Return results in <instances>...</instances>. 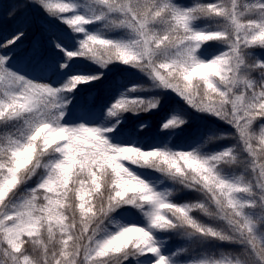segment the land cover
<instances>
[{"label":"snow or ice","instance_id":"1","mask_svg":"<svg viewBox=\"0 0 264 264\" xmlns=\"http://www.w3.org/2000/svg\"><path fill=\"white\" fill-rule=\"evenodd\" d=\"M30 2L68 32L0 39V264H264V0Z\"/></svg>","mask_w":264,"mask_h":264},{"label":"trees","instance_id":"2","mask_svg":"<svg viewBox=\"0 0 264 264\" xmlns=\"http://www.w3.org/2000/svg\"><path fill=\"white\" fill-rule=\"evenodd\" d=\"M13 10H15V14L10 15ZM17 30H23L27 33L22 49L30 47L36 41L46 39L51 32L64 34L68 32L66 26L55 20H50L44 10L30 2V0H0V39L11 36L12 33ZM36 36H41V40L34 39ZM76 59L79 61V66L83 67L84 70H91L92 66L88 65L86 61L80 58ZM120 76L126 79L128 78L126 72H123L120 68H114L113 71L108 74V81ZM138 78L139 77H133V79ZM85 89L86 91L96 92L98 99L101 101L103 100V85L98 84L95 89H88L85 86ZM176 103H178L177 98L165 95L162 100V108L159 112L141 113L138 116L135 114H128V122L130 125L147 122L150 124L148 131L150 133H155L160 116ZM181 198L191 199L189 196H182Z\"/></svg>","mask_w":264,"mask_h":264},{"label":"rangeland","instance_id":"3","mask_svg":"<svg viewBox=\"0 0 264 264\" xmlns=\"http://www.w3.org/2000/svg\"><path fill=\"white\" fill-rule=\"evenodd\" d=\"M34 39H40L41 40V36H36Z\"/></svg>","mask_w":264,"mask_h":264}]
</instances>
